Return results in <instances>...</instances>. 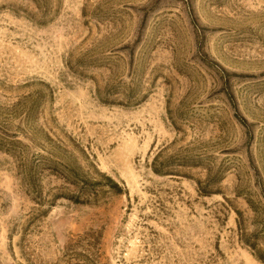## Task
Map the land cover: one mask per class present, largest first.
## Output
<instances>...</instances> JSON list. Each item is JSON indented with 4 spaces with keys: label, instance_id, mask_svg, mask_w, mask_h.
Returning <instances> with one entry per match:
<instances>
[{
    "label": "rangeland",
    "instance_id": "rangeland-1",
    "mask_svg": "<svg viewBox=\"0 0 264 264\" xmlns=\"http://www.w3.org/2000/svg\"><path fill=\"white\" fill-rule=\"evenodd\" d=\"M263 225L264 0H0V264H261Z\"/></svg>",
    "mask_w": 264,
    "mask_h": 264
},
{
    "label": "trees",
    "instance_id": "trees-1",
    "mask_svg": "<svg viewBox=\"0 0 264 264\" xmlns=\"http://www.w3.org/2000/svg\"><path fill=\"white\" fill-rule=\"evenodd\" d=\"M219 69L222 71V73H225L224 70H222V68L219 67ZM239 121L243 124L244 120L242 118L239 119ZM105 179L110 183V186L112 188L115 189L116 192L120 191L119 186H117L116 182H113V180L109 177V176H105ZM73 202H78L79 199L77 197L73 198L72 200ZM239 214V212H237ZM264 229V225L262 226ZM240 229V227H238ZM263 232H260V234L256 233L255 235H262L261 233H264V230H261ZM254 238H257L256 236H254ZM246 245L248 247H250V249L252 250V254L254 255V257L256 259H258L261 264H264V253H262L259 249L256 248V245L254 244V242H246Z\"/></svg>",
    "mask_w": 264,
    "mask_h": 264
}]
</instances>
